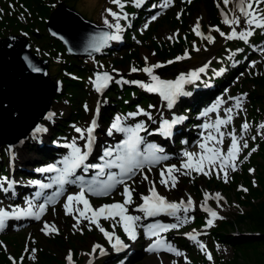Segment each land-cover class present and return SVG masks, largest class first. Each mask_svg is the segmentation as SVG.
Segmentation results:
<instances>
[{"label": "rangeland", "instance_id": "rangeland-1", "mask_svg": "<svg viewBox=\"0 0 264 264\" xmlns=\"http://www.w3.org/2000/svg\"><path fill=\"white\" fill-rule=\"evenodd\" d=\"M91 1L98 4L99 10L102 9V11H106L107 9H111L113 12H116L119 14V16H120L119 20H117L116 18L111 16L108 11L103 13L101 16V19H103L104 21L107 20L108 23L113 26V30H114L113 33H116V31H117V29L115 28V25L117 22L121 26L122 23L129 20L130 15L126 14L125 12H121L119 10L121 8L117 4L111 3V0H87L88 3H90ZM121 1L122 0H120V2ZM125 1H128V0H125ZM189 1H191L190 7H188L187 11H182L184 9L186 3ZM217 1L220 4H222L224 2V0H217ZM151 3H153V5H151L150 9L153 8L152 10H154L152 17L155 16L156 18L152 19V17H150L147 21L142 22L135 29L131 30V32H135L134 34L136 36V38L133 40L132 43L139 45V47H138L139 51H138V48L136 46H134L133 49L128 50L132 46H125L124 45V46H120V47H115L116 51L112 53V56H102L101 57V58H103V60H108L111 58H117V59H114L112 61L114 63V65H116L114 67V69L112 71H110L112 74H109L112 77V79H115V77H117V76H119L121 78L123 74L128 73V70H130V72H133V71H131V69L133 67L136 68V66L133 65L132 63H135V62L137 63L136 57L133 56V53L135 51H138L139 61H141L143 64L142 68H145L147 66H151L153 64L162 65V63L164 61V59H163L164 56H161L160 54H157L153 51L152 47L154 48L155 44L152 42L151 39H149V36L146 35L143 38V40L140 39V36H142L145 33V31H147L149 29L152 21L160 19L157 27L151 28L152 36H150V37H153V38L162 37L164 39H170L169 37H171V39L174 38L175 35L178 34V27L174 24H170L168 22L162 21V17H163L164 12L166 10H169L172 15H177V16H179V13L182 12V14H184L186 16L187 23L189 24V26L192 30L196 26L197 21L199 22V32L202 33L203 35L202 36L200 35L201 36L200 37V39H201L200 44L195 45V49L197 51L208 49L206 52V57L205 56H204L205 58L203 57L204 58L203 60H205V61L201 67H204L206 64L210 65V62L214 57V53H216L220 50V47H219V45H217V43L219 42V40L222 37H227V35L220 36L217 40H214L213 43H209V41H207L206 37L212 35V32L216 31L217 28L214 25V21H213L212 16L210 15L208 7L205 5V1L204 0H156V1H152ZM165 4H167V6H164ZM261 6L264 7V4H261L260 7ZM223 7H225V9L227 11L226 16L228 17L229 20L232 19V10L233 9L239 10L238 8H236L235 0H230V2L227 5L226 4L223 5ZM98 15H99V13H98ZM103 15H105V18L103 17ZM125 15L127 18H124ZM92 17L96 18L98 16H95L93 14ZM221 18H222V28L219 27V31H218L219 33L225 32L226 34H229L232 31L233 27H235L236 31L238 32V25L225 24L223 22L224 16H221ZM202 25L207 26V30H205L204 32H201L202 31V29H201ZM246 29H247V26L243 27V30H246ZM139 40L145 42L144 45L140 44ZM230 40L231 39L226 38L224 41L229 42ZM147 43L151 44L152 47L150 45H147ZM258 50L259 51L264 50V45L263 46L261 45ZM145 58H147V59H145ZM129 61H131L132 63H130ZM201 61L202 60L198 61L197 64L199 65V63H201ZM102 63L105 66V64H104L105 61ZM117 64H119V65H117ZM88 66L91 67V64H88ZM194 68H192V67L189 69L184 68L185 70H181V71H180V69H178L170 77L162 76V77H160V79L161 80H175L181 74H184L185 77L187 78L188 74L190 72L194 71ZM92 69H93V67H92ZM103 72L109 73V71H102V70L98 71V73H100V74H102ZM262 73H264V58L259 57L258 60H256L253 64H251L249 66V71H247L245 74L238 77L233 82L231 87L226 88L225 92H223V98L226 100V102H225V105L222 107V118H223V120H225V119H227L228 115H231L232 119L228 123L219 125V131H217L216 127H215L214 131L212 132V137H215L214 140L216 142H217V140L220 141V143H216V144H219V146L221 148V151H222L221 157H225V158L227 157V149L231 145L233 135H235V137L237 138L239 150L241 147H244V144L246 143V139L249 140L251 136H252L251 137L252 139L253 138L256 139V138L262 137L264 135V122L260 123L259 125H257V127L253 128V129H251L249 126L247 127V129H244L242 127L245 123L248 125V123L245 119L246 114H248V112H251V111L253 112V110L257 111L258 107L260 106L259 104L254 105L253 106L254 109H251V107L248 106V100H249L248 91L250 89H254V90L259 91V92L263 91L261 93V95L264 96V89L258 88L256 83L252 79V76H257V75H260ZM89 75H90V72L81 73L80 77L83 79V81H86V79L89 78ZM119 81H121V80H119ZM121 83H123V82L121 81L119 84H121ZM150 83H153V81L146 82L145 84H150ZM101 95H102V93H98L97 91H95L94 85H93L92 93L90 95L91 103H84L81 106L77 105V108H81L80 112L82 114L84 121L86 120V122H87V120L90 116V111L92 110L93 101H95L97 98H101ZM230 97L231 98L240 97L241 98L240 99V105L241 106L236 107L235 105H236L237 101L235 99H230ZM263 101H264V99H263ZM151 103L157 104L155 101H151ZM58 104L59 105H56V106H61L63 111H66V112L70 111L69 106L64 103L63 99L60 100V102ZM228 109H231L230 113L227 111ZM73 113L74 112L71 111L70 117L73 116ZM251 115L252 114L250 113L249 117H251ZM250 120L251 119L249 118V121ZM86 122H84L83 124L80 123L81 125H79L77 122L76 123L74 121L72 122L70 131L72 132L73 138H71V139H74L75 136H78V138L81 136V133L77 132L76 129L80 128V129L84 130ZM221 134H223V135H221ZM221 138H222L223 142H221ZM238 152L235 156V159L232 161L225 160L222 164L221 160L217 159L215 162V167L212 168L213 173L217 174L215 172L216 169L218 168L219 170H221V168L223 167V171L222 170L221 171L223 172V176L225 177V174L228 170V166H230L235 171L236 170H239V171L242 170L243 166H239L240 163L237 165V162L239 161L238 160ZM257 152H258V148H257L256 143L255 142H248L247 147L241 148V153L244 155L242 157L241 161L245 160L246 163L250 166L251 161H252V157ZM33 154H31V156H33ZM181 158L183 159L182 156H181ZM258 160H260L261 162H264V160L262 158H258ZM248 165L246 166L245 169L249 173ZM211 171L207 172L208 173L207 175H205L204 172H197V173L189 172V171L183 172V173L180 172V175L178 178V180L180 179V182L175 181V187L171 186V184H172V182H171L168 187H165V191L171 197L179 196V197H183L184 199H186L189 195H191L192 197H194V196L196 197L198 191L202 192L203 190H208V189H209L208 191H212V190L219 191L220 192V195L218 197L219 201L216 203V208H217V212L223 213V216H224V215L228 214L230 209H231V207L229 205L233 206L235 204L234 203L235 197L233 194V190L232 189L227 190L226 188H222V190H223L222 191L221 189L216 188V186L214 185L216 182L210 184V179H212L211 178ZM185 173H189V174H185ZM258 176H259V184H260L261 181L263 180L262 174L259 173ZM250 177L252 178V175ZM259 184H258V187H259ZM238 185H240V184L237 181L236 186H238ZM138 186L140 187L139 189L137 188ZM145 186H146V181L144 179H137L134 183L130 184V188L133 190L134 196L131 198V203L126 205V208L128 209L127 213H130V208H131L132 204H134L138 201V196H137L138 191L140 189H144ZM206 187L208 189H206ZM220 187H222V186H220ZM234 187H235V185L233 186V188ZM241 187H243V186H241ZM6 188H7V186H6ZM195 188L197 189V191H195ZM192 192H195L196 194H194V196H193ZM124 199H125V197H123V194L121 192L120 198L117 199V201L120 200L123 203ZM0 202H1V204H3L4 200L0 199ZM200 203L201 202L199 201L198 197H196L194 203L189 208H187L186 212L184 210H180L177 213L178 219L181 220L182 219L181 216H185L188 219L192 212H195L198 214V212H196V211H197V207ZM64 209L65 208H64L63 203H61V205H60V210L53 211L52 209L49 208V209H47V211L45 213V217H46V220L48 222L53 223L55 231L61 232L64 239H67V234L69 233V231H68L66 224L64 223V221H63V219L59 213L60 211H63ZM68 225L74 230H79L78 224L74 220H71ZM135 225H137V224H135ZM170 225H173V224L170 222ZM44 227L45 226H43L42 224H37V225L34 224L33 227H31L30 225H27L25 227H21L20 229H24V234H30V235H34L36 237H42V235H44L45 232L53 231V229L50 228V226H49L47 231H42V229H44ZM14 229H17V227L14 226ZM97 229H98L97 231H99V228H97ZM192 229H193V227H190L186 231H191ZM114 234H115V236H119V237H128L125 234V232L123 231L121 221L114 225ZM16 236L17 235L15 234L14 237H16ZM93 239H94L93 235L90 234V236L88 237V239L85 242H82V243L77 242V245L75 243H72V246L74 248L76 246H78L80 250H85V249H88V245H89L90 241H92ZM100 242L102 244H105V243L109 244V240L107 238H105L104 241L102 240ZM59 245L60 244H58V243H54L53 248L56 249L57 251H59V248H60ZM66 247H65V249H66ZM218 248L224 257H230L231 256L232 251L229 247H227L223 244H218ZM5 249L9 250V251L12 250L11 246H5ZM63 249H64V247L62 246L60 252H62ZM178 252L182 254L181 251H178ZM185 260H186V257L184 255H182L180 258L179 255L175 254V252H171V253H169V255H164L162 253H158V254H153V253L148 254L147 253L146 255H140V257L136 258V261H130L132 263H128V264H135V262H139V264H180L181 261H185Z\"/></svg>", "mask_w": 264, "mask_h": 264}, {"label": "snow or ice", "instance_id": "snow-or-ice-1", "mask_svg": "<svg viewBox=\"0 0 264 264\" xmlns=\"http://www.w3.org/2000/svg\"><path fill=\"white\" fill-rule=\"evenodd\" d=\"M112 3L117 4L121 9L123 8V4L120 2V0H111ZM137 4L142 2V0H136ZM230 2V0H224V3L227 5ZM236 3V8L239 9L240 16H233L231 20L228 19V17L222 12V16H224L223 22L225 24L229 25H239L241 23V17L244 18V23H246L249 28L246 30H242L240 32L236 31V28L233 27L232 31L227 34V39H234L238 38L241 40H244L247 42L248 37H250L253 32L251 26L255 25L256 27H264V14H261L262 10L260 8L261 4H264V0H235ZM164 6H167L165 4ZM106 11L109 12L111 16L116 18L117 20L120 19V16L118 13L113 12L111 9H107ZM124 18H127L126 15ZM156 17H152V19H155ZM105 24H108V21L105 20ZM109 27H112V25H108ZM115 28L117 29V32L120 30V25L117 22L115 25ZM193 31L196 32L197 35H203L202 33L199 32V22L197 21L196 26L194 27ZM216 31H219V29H216ZM221 36H225L224 32H220ZM121 37L116 34H109V33H104L103 39L106 42L107 40H119ZM171 39V37H169ZM209 43L213 42V38L211 36L207 37ZM96 51H99V47L95 48ZM187 55V54H185ZM147 59V58H145ZM177 60L182 59V57H177ZM168 63H172V61H169ZM161 67L160 64H153L151 66H147L143 69L145 73H147L150 77L153 83L150 84H145L141 81H130V83L133 84H139L140 86L146 88L148 91L152 92H159L160 95L168 101V106L171 107L172 104L175 101V98L180 95V94H185L183 93V85L185 83L191 82L194 79L198 78V73L199 72H204L205 68L207 65L204 67L199 68L198 70H194L190 72L187 76L185 77L184 74H181L178 76L175 80H161L158 76H155L152 74L153 68H158ZM115 71V70H114ZM131 71L135 72L137 69L133 67ZM112 80V77L109 75L108 72H104L102 74L98 73L96 74V79L93 81L94 86L96 87L97 91H101L103 88L107 87V84ZM121 81H117V83H120ZM124 83H129V81H123ZM246 95V94H245ZM230 99H235L237 101L236 107H240V97H235ZM221 103L220 100L217 101V105ZM217 105H214L213 108L209 109V111L215 110V107ZM87 107V106H86ZM229 113L231 112V109L227 110ZM206 114V113H205ZM53 114H49L48 118H51ZM129 115H135V114H129ZM185 117H179V120H183ZM232 119L231 115H228L227 119L221 120L217 119L215 122L216 130L219 131V125L225 124L230 122ZM177 120L174 119L172 123H176ZM170 124L168 121H164L162 124V127L158 130L161 131L164 135H168V129L170 128ZM142 125L137 124L135 128H122L120 127V117L116 118V121L113 123L112 128L118 129L122 132L128 133V139L123 142L122 145V154L118 155L115 160L108 161L104 166L106 167H118L120 169L119 176L120 178H117V174L114 173H109L108 174V183H106L103 186V192L97 193L94 189L89 186V190L93 191V194H104L107 192L108 189L112 188L115 186L116 183H123V177L134 175L135 173L133 172L134 168H142L146 163L147 164H152V163H157L159 159H166V157H161V158H149L148 156H141L139 151L137 150V144L140 142V137L137 135V133L142 130ZM205 128H208L209 125L205 124ZM244 129H247L248 125L245 123L242 126ZM95 128V120L92 121V124L87 127L86 130H82L80 128H77L76 131L81 133V138L83 139V132H87V143L85 144L86 149L91 148V143L93 140L92 133ZM36 132L43 131L42 128L39 126L35 129ZM223 135V134H221ZM208 139H215V137H212L211 135L206 138ZM217 143H220L219 140H217ZM72 148V154L70 157H66L63 161L65 164V167L63 170L60 169H55L54 166L49 165L47 168H42L38 169V171L44 172H51V171H58L60 174L56 177L54 180L55 183L60 184L63 186L64 183H72L73 181H70L68 177L74 172V170L77 167H80L84 161L87 159L88 152L84 151L81 152V150L76 147L75 142H73L72 145H70ZM244 147H247V143L244 144ZM200 148L205 150V154L199 155L197 161L194 163L192 158L197 156V153H192V152H185L184 156L188 157V160L182 163V167L185 169H192L197 172H204V165L207 163L208 165H214L217 159H220L222 164L225 160L227 161H232L235 159V156L237 152L239 151L238 143H237V138L235 135H233L231 145L227 149V157H221L220 151L216 148H209L206 143H201ZM105 156H112L111 151H106ZM119 161V163H118ZM87 167V166H86ZM91 167H101V174L103 173V167L100 165H91ZM223 171V167L221 168ZM174 171H177L176 167L170 166L167 169V177L168 179H161L160 183L164 184L165 186H168V180L172 181L171 186L175 187V176L172 175ZM189 174V173H185ZM205 175H207V172H204ZM161 176H164V171L162 170ZM226 176V174H225ZM77 179H80L79 177ZM147 179V177H145ZM32 183L39 184V181H33ZM9 188H11V183L8 185ZM41 187H51L50 184H44L41 185ZM7 190V189H5ZM84 191L85 189L81 187L80 192L76 194H70L67 196V201L64 204V208L66 211L70 209L71 202L75 201L77 204L82 203L85 206L84 211H81L80 209H76L77 211L81 212V215L85 219H90L91 223L96 224L97 228L104 234V236L109 240V243L112 244V247L116 251H120L122 248L127 247V245L121 240L119 236H115L114 233H110L108 231H105L103 227L100 226L98 223L97 217L99 216H105V218L111 216L115 218L116 216H119L121 218V224L123 227V231L125 234L128 236L129 239L135 240L136 239V232H135V222L140 219L138 216H131L127 214V208L126 205L131 203V191L125 185L124 188V202L123 203H112L108 205H102L100 208L92 210L88 200L84 196ZM150 195L148 196H143L142 199L144 200V203L142 205H139V210L144 212L145 216H154L162 212H167L169 214L175 215L181 208L186 212L187 211V206H191L193 201L189 197L187 201V206L184 205V202L181 201L179 204L175 202H168L166 198L160 194H158L154 187L151 188L150 190ZM59 194V192L57 193ZM219 196V194H216ZM33 204L31 202L28 203L27 208H13L11 212L5 210L4 208L0 207V228L4 227L5 221L9 219L10 217H16L20 218L21 216H32L36 219L40 218V215L44 212L45 210V204H40L38 206V209L33 211ZM206 211L209 212L210 217L212 218H217L218 214L216 211H213L212 209L205 208ZM91 211L92 215L91 217L87 216V212ZM187 219V218H185ZM213 223V219H209L207 221V225L211 226ZM169 227L175 228L177 225H171V226H165V225H154L152 226L151 229H149L148 234L152 236H156L157 240L153 242L149 246V251H159L160 247H165L166 250L175 252L176 255H180L174 247L171 245H164V242L162 239L159 238V232L157 231V228L159 231H167ZM49 228L48 224H45L44 229L42 231H47ZM52 229L55 230L54 226H52ZM190 239H195V236L193 233L187 234ZM113 240L115 241L113 243ZM200 247L203 249V245H200ZM97 249H99L101 254H104V249L100 247V245H94L93 246V252H95ZM208 259L211 260L212 257L209 254Z\"/></svg>", "mask_w": 264, "mask_h": 264}, {"label": "trees", "instance_id": "trees-1", "mask_svg": "<svg viewBox=\"0 0 264 264\" xmlns=\"http://www.w3.org/2000/svg\"><path fill=\"white\" fill-rule=\"evenodd\" d=\"M27 3L36 4V8L40 13H47L48 8L42 5H38L36 0H24ZM71 1V2H70ZM70 5L76 7L81 3H77V0H70ZM209 8L210 14L214 19V8L210 0H204ZM76 3V4H75ZM260 31H257L253 39L260 36ZM158 54L162 55L164 53ZM77 66L75 62L70 63L71 66ZM78 67V66H77ZM78 71V69H76ZM259 88L264 89V76L262 80H258L256 83ZM66 89L76 94L82 92L80 83L75 81L66 82ZM262 92V91H261ZM259 91H253L250 94V100L253 104L259 103L260 112H264L263 96ZM126 97H128V90H126ZM254 115V110L251 113ZM262 158L264 160V144L260 146L259 151L252 157V164H254L255 172L254 179H257V183H253L250 179V175L243 171V173H235L234 180L242 178L243 181L249 186L248 193L243 191H234L235 200L237 205L234 207L235 212L232 214V218L226 221H221L217 226L212 228L209 239L210 247L213 251L215 261L213 263L205 257V255L199 253L197 249L191 250L192 262L188 264H264V162L258 160ZM259 173L262 174L263 180L259 184ZM233 184V183H232ZM231 184V185H232ZM259 184V187H253ZM228 185V188L232 186ZM231 215V213H230ZM233 230L238 232L233 234ZM226 243L232 248V255L229 258H222V254L217 249L215 243ZM181 245H187L185 240H181ZM62 245H59L61 247ZM57 262L54 259L45 264H54Z\"/></svg>", "mask_w": 264, "mask_h": 264}, {"label": "water", "instance_id": "water-1", "mask_svg": "<svg viewBox=\"0 0 264 264\" xmlns=\"http://www.w3.org/2000/svg\"><path fill=\"white\" fill-rule=\"evenodd\" d=\"M70 18H77V16L76 14L72 13L65 5L60 4L59 7L56 9V11L51 15L49 26L54 28L55 25L59 22L68 23ZM79 33L80 32H77L76 35L72 37L73 44H75V42L77 41ZM9 50L13 51L12 48H9ZM38 69L40 70V67H38ZM0 80H2V82H0V125H1L0 135H4V134H5L4 136L12 135L11 136L12 138L19 137L20 135L21 137L24 132L22 131V129L26 127L29 122L31 123L32 121H37V119L30 120L28 116L32 111L34 104L41 99V92L39 89H37L40 83L20 82L13 77H8L5 78L4 80L3 79ZM16 114L23 115L25 117V119L22 121L23 123L20 122L21 124L19 126L20 128L14 124L11 125L12 118H15ZM0 140H2L1 142L3 143L11 142L10 139H0ZM15 140L17 139H12V141Z\"/></svg>", "mask_w": 264, "mask_h": 264}, {"label": "bare ground", "instance_id": "bare-ground-1", "mask_svg": "<svg viewBox=\"0 0 264 264\" xmlns=\"http://www.w3.org/2000/svg\"><path fill=\"white\" fill-rule=\"evenodd\" d=\"M19 43L17 44L18 45V48L20 47V45H24V42H22L21 40L20 41H18ZM5 53H10V51L9 50H6L5 51ZM11 60H13L15 63H17V61L15 60V59H13V57H11ZM6 63H10V64H12L11 63V61H9V62H6ZM15 69V68H14ZM45 83L46 84H48V77L46 76V79H45ZM22 108V107H21ZM42 103H41V101L39 100L37 103H35L34 104V106H33V109H32V111L30 112V114H29V116H28V118L30 119V120H33L34 118H35V116H37L38 114H39V112L42 110ZM26 114V113H25ZM25 119V117L23 116V115H17L15 118H12V123H11V125H16V126H20L21 124H20V122H22L23 120ZM13 121H14V123H13ZM27 121V120H26ZM23 123V122H22ZM25 124V123H24ZM32 127V125L30 126V128ZM20 128V127H19ZM12 137H11V135H8V136H4V135H0V139H11ZM27 146H29V148H31L30 147V145H28L27 144ZM20 147H21V145H20ZM41 149L42 148H38L37 147V150H36V152L33 154V157H35L36 155H38V156H41L38 152L39 151H41ZM31 150H33L34 151V149H32L31 148ZM24 152H23V150H22V148H21V154H23ZM33 157H30L29 158V162L30 163H32L33 161H34V158ZM37 162V161H36ZM134 215L136 214V213H133Z\"/></svg>", "mask_w": 264, "mask_h": 264}]
</instances>
